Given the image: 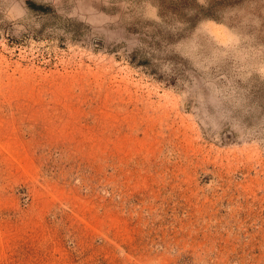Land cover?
Segmentation results:
<instances>
[{
  "label": "rangeland",
  "instance_id": "obj_1",
  "mask_svg": "<svg viewBox=\"0 0 264 264\" xmlns=\"http://www.w3.org/2000/svg\"><path fill=\"white\" fill-rule=\"evenodd\" d=\"M0 264H264V0H0Z\"/></svg>",
  "mask_w": 264,
  "mask_h": 264
},
{
  "label": "clouds",
  "instance_id": "obj_2",
  "mask_svg": "<svg viewBox=\"0 0 264 264\" xmlns=\"http://www.w3.org/2000/svg\"><path fill=\"white\" fill-rule=\"evenodd\" d=\"M21 3H23V0H21ZM26 15H27V9L25 5L24 8H21L19 15H17L13 20H9L8 22L16 25L17 22L23 20Z\"/></svg>",
  "mask_w": 264,
  "mask_h": 264
},
{
  "label": "bare ground",
  "instance_id": "obj_3",
  "mask_svg": "<svg viewBox=\"0 0 264 264\" xmlns=\"http://www.w3.org/2000/svg\"><path fill=\"white\" fill-rule=\"evenodd\" d=\"M226 137H227V138L230 137V134L226 135Z\"/></svg>",
  "mask_w": 264,
  "mask_h": 264
}]
</instances>
